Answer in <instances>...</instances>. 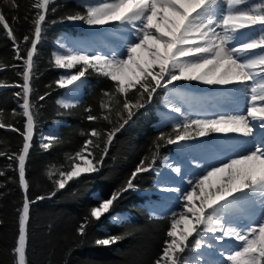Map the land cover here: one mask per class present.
Here are the masks:
<instances>
[{
    "label": "snow or ice",
    "instance_id": "6c2138e0",
    "mask_svg": "<svg viewBox=\"0 0 264 264\" xmlns=\"http://www.w3.org/2000/svg\"><path fill=\"white\" fill-rule=\"evenodd\" d=\"M4 2L18 12V0ZM53 2L35 0L30 20L32 31L19 40L5 8L0 6V27L12 41L14 59L20 61L23 81L0 85L20 88L15 95L22 101L19 106L24 118L23 130L0 120V129L16 132L23 140L19 152H0V156L15 163L14 171L24 193L18 236L12 250L16 264H29L30 206L50 199L82 175L99 172L117 133L151 103L158 90L168 89L170 85L172 89L165 97V104L177 114L173 117L172 131H161L155 145L157 152L141 159L124 184L109 198H98L79 224L77 234L84 236L92 220L121 219L112 215L116 202L125 192L138 190L135 181L139 174L154 170L162 144L183 148L194 138H205L196 147L216 156V161L189 179L186 187L166 189L177 194V204L169 210V227L153 264H264V3L226 0L225 6L221 0H83L80 5L83 12H74L62 20L82 22L89 29L115 27L126 38L107 49L94 47L95 40L91 37L97 33H91L87 40L67 37L57 40L58 50L51 54L50 63L63 70V74L54 83L75 94L90 75L109 80L112 87L102 93L107 99L101 100V114H92L91 107L85 112L89 122L103 120L110 127L91 128L80 149L67 157L72 161L70 167L48 171L55 190L47 196L37 195L30 199L26 162L36 130L30 100L31 80L34 57L47 27V15L55 11L50 8ZM12 19L19 20V17ZM23 19L28 21L29 16ZM177 82L239 87L247 93V106L243 110L211 112L190 108L189 101L193 98L190 92L177 88ZM48 95L50 93L45 92L39 100L44 101ZM58 103L71 109L79 100L72 95ZM113 113L117 117L115 126H111ZM254 128L260 132L257 144L218 158L220 145L211 139V134L253 137ZM58 139L55 135L42 134L41 147L48 150ZM97 149L99 154L93 155ZM174 171L180 173L181 169L176 167ZM124 238L123 235L106 234L95 243L110 246ZM213 256L218 258H211Z\"/></svg>",
    "mask_w": 264,
    "mask_h": 264
},
{
    "label": "trees",
    "instance_id": "16d2710c",
    "mask_svg": "<svg viewBox=\"0 0 264 264\" xmlns=\"http://www.w3.org/2000/svg\"><path fill=\"white\" fill-rule=\"evenodd\" d=\"M34 2L18 0L20 7L17 12L10 3L0 0V6L5 8L18 40L32 31L30 20L34 14ZM82 3L83 0H54L50 4V8H55V11L47 15V27L38 45V54L34 57L30 100L36 117V130L26 162L30 199H35L37 195L47 196L55 190L47 175L48 171L51 169L55 172L61 166L67 170L72 163L67 157L80 149L86 139L85 134L91 128L110 127L103 120L89 122L85 112L86 108L91 107L92 114H101V100L107 99L102 97V93L112 87L107 79L90 75L78 99L79 103L71 109H65L58 103L67 89H60L54 83L63 70L50 63L51 54L57 51L56 41L62 35L77 31L73 23L62 18L74 12H83ZM25 15L29 16L28 21L23 19ZM13 16H18L19 20H13ZM14 56L12 41L6 30L0 27V85L23 83L22 67ZM18 91V87L0 86V120L11 122L23 130L24 118L19 106L22 101L15 95ZM45 92L50 95L40 101L39 96ZM160 94L164 96L165 93L158 90L151 103L117 133L99 172L82 175L70 181L50 199L30 206L27 242L29 264H153L169 227V214L152 213L150 204L157 195V173L162 169L164 157L174 152V145L162 144L154 162V170L139 174L135 181L138 190L125 192L116 202L112 215L121 217L119 221L110 217L92 220L84 236L78 235L76 230L98 198H109L115 189L124 184L141 159L157 152L155 145L160 132L172 131L174 122L161 120L158 116V110L163 108ZM111 119V126H115V113ZM42 134L55 135L59 139L45 150L41 147ZM22 143L18 133L0 129V152H19ZM98 154V149L93 152V155ZM9 164H12L11 168ZM14 168L13 161L0 156V171L4 173L0 176V264H16L12 250L18 236L24 193ZM106 234L123 235L125 238L110 246L97 245L95 241L105 238Z\"/></svg>",
    "mask_w": 264,
    "mask_h": 264
},
{
    "label": "rangeland",
    "instance_id": "374dc122",
    "mask_svg": "<svg viewBox=\"0 0 264 264\" xmlns=\"http://www.w3.org/2000/svg\"><path fill=\"white\" fill-rule=\"evenodd\" d=\"M222 4H225V0H221ZM252 3H264V0L260 2H252ZM73 23L77 31L65 33L62 35L58 40H61L65 37L70 38L72 40H85L86 37L82 34L83 29L86 28V25H84L82 22H71ZM58 50V45H57ZM88 81V78L85 80V82L80 86V89L78 93L70 94L67 90L65 95L61 99L71 98L72 95H75L76 99H79V97L82 95L83 87H85L86 82ZM176 87L188 91L191 94V97L193 99H190L189 101V107L194 108L196 110H199L201 108L207 109L209 112L214 111L215 107H213L212 103V96L216 94L217 89L212 86H207L199 83H185V82H177ZM172 86L170 85L168 89H161V93H165L164 96H161L160 94V102L162 105V110H158V116L161 120L164 121H171L174 122L173 117H176L177 114L172 113L165 104V97L168 95V93L171 91ZM234 93L238 95L240 100L242 102L246 103V97L247 93L237 87L232 88ZM243 96L245 99H243ZM60 99V100H61ZM186 115L189 113L186 112ZM49 134H46L44 136H48ZM205 138H194L193 140L187 142L192 143L191 146L193 148L186 149V146L181 148L177 145H174V152L166 155L162 161V169L158 171L157 177L155 180V186H156V198L153 199L152 203L150 204V210L154 214H169L170 209H174L175 205L177 204L176 197H170V192L166 191L168 188H174V187H186L187 181L191 179L194 175L198 174L200 170L205 167L209 162L210 164L215 163L216 156L204 153L202 151H199L196 147L199 143L202 142V140ZM211 139L220 145V149L218 150V158L223 159L226 155L231 154L234 152V145L239 143V139L236 137L235 134L231 135H225V134H211ZM256 137H250L249 142L252 144L256 143ZM91 159L90 157H88ZM167 158V159H165ZM171 165L172 167H169ZM209 165V164H208ZM176 167H179L181 169L180 173H184L183 177H179L174 169ZM176 175L177 178L180 179L181 185L179 186H166L164 185L166 179L173 177L175 178ZM167 183V182H166ZM200 237H196V239H199ZM192 240V238H190ZM192 244L194 246V240H192ZM189 256L192 255V253H188ZM218 257H214L213 259H216Z\"/></svg>",
    "mask_w": 264,
    "mask_h": 264
},
{
    "label": "bare ground",
    "instance_id": "6f19581e",
    "mask_svg": "<svg viewBox=\"0 0 264 264\" xmlns=\"http://www.w3.org/2000/svg\"><path fill=\"white\" fill-rule=\"evenodd\" d=\"M260 1L262 0H251V2H260ZM224 5L226 6V3ZM91 33H97V35H95L94 37H91L92 39L95 40L94 47H97V48L107 49V48L113 47L116 44H118L120 40L126 38L123 33L117 32L115 27L105 26L102 29H89L88 26H86V28L83 29L82 31V34L84 35V37H86L85 40L90 38ZM233 87H236V86H228L226 88L215 87L217 89V92L211 98L213 107H215V111H223V110L231 111L234 109L243 110L247 106L246 103L242 102L240 98L238 97V95L234 93L232 89ZM243 99H245L244 96H243ZM254 132H255V137L257 138L256 139V143H257L260 140V132L255 128H254ZM236 137L239 139L240 142L234 145V152L243 151L246 148H252L254 146V144L249 142L250 137H244L242 135H236ZM191 144L187 143L185 145L186 149L193 148ZM208 164H210V162ZM177 175L179 177H183L184 173H178ZM177 175L175 178L170 177L166 179L164 185L166 186L181 185L180 179L177 178L178 177ZM176 196H177L176 193L170 192V197H176ZM259 211H260L259 205H257L255 209V212L257 215L259 214ZM214 257L215 256L211 258H214Z\"/></svg>",
    "mask_w": 264,
    "mask_h": 264
}]
</instances>
